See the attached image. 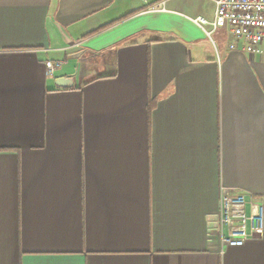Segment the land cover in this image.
Masks as SVG:
<instances>
[{"label": "crops", "instance_id": "1", "mask_svg": "<svg viewBox=\"0 0 264 264\" xmlns=\"http://www.w3.org/2000/svg\"><path fill=\"white\" fill-rule=\"evenodd\" d=\"M214 15L0 0V264H264L219 235L223 186L264 196V56Z\"/></svg>", "mask_w": 264, "mask_h": 264}, {"label": "built area", "instance_id": "2", "mask_svg": "<svg viewBox=\"0 0 264 264\" xmlns=\"http://www.w3.org/2000/svg\"><path fill=\"white\" fill-rule=\"evenodd\" d=\"M215 4L212 21L194 18L213 30L224 28L231 35V49L264 56V0H211ZM211 33V31H210ZM63 60L47 59V73L53 75ZM219 235L224 248L243 246L264 236V196L222 187L219 201Z\"/></svg>", "mask_w": 264, "mask_h": 264}, {"label": "water", "instance_id": "3", "mask_svg": "<svg viewBox=\"0 0 264 264\" xmlns=\"http://www.w3.org/2000/svg\"><path fill=\"white\" fill-rule=\"evenodd\" d=\"M60 79L61 80L57 82L60 86H69L71 84L70 77H62Z\"/></svg>", "mask_w": 264, "mask_h": 264}]
</instances>
